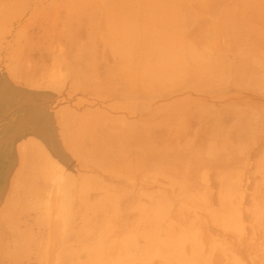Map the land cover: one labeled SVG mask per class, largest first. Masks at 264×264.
Returning a JSON list of instances; mask_svg holds the SVG:
<instances>
[{"label":"crops","instance_id":"obj_1","mask_svg":"<svg viewBox=\"0 0 264 264\" xmlns=\"http://www.w3.org/2000/svg\"><path fill=\"white\" fill-rule=\"evenodd\" d=\"M0 3V212L101 229L76 264H264V0Z\"/></svg>","mask_w":264,"mask_h":264},{"label":"rangeland","instance_id":"obj_2","mask_svg":"<svg viewBox=\"0 0 264 264\" xmlns=\"http://www.w3.org/2000/svg\"><path fill=\"white\" fill-rule=\"evenodd\" d=\"M6 12L3 3H0V61H3L5 50V21ZM9 28L10 30V26ZM28 28V27H27ZM35 23H32L30 29H35ZM8 30V29H7ZM29 45H34L35 39L29 38ZM50 152V151H49ZM52 152V151H51ZM63 156V155H61ZM11 207V212H0V264H76L69 258L72 256H81L84 253H95L93 247H73L67 245H49L52 241L66 238L65 241L85 238H103L104 232L101 229L85 230L75 228L71 225V213H61L59 220L52 219L49 214L44 215L41 212H35L36 205L27 206L17 200ZM3 209V208H1ZM46 210L48 208L46 207ZM38 239L43 241L40 246L36 245ZM20 241L32 244L18 245ZM44 241L46 245H44ZM5 242L13 243L12 257L5 259V251L10 248L5 246ZM35 244V245H34ZM22 249V250H21ZM24 254L23 260L19 255Z\"/></svg>","mask_w":264,"mask_h":264}]
</instances>
